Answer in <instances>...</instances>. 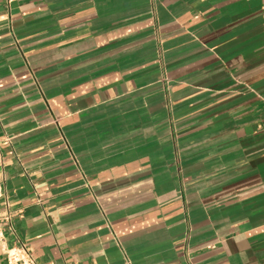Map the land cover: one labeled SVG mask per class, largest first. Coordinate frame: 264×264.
I'll use <instances>...</instances> for the list:
<instances>
[{"label":"crops","instance_id":"crops-1","mask_svg":"<svg viewBox=\"0 0 264 264\" xmlns=\"http://www.w3.org/2000/svg\"><path fill=\"white\" fill-rule=\"evenodd\" d=\"M263 9L0 0L7 245L37 264H264Z\"/></svg>","mask_w":264,"mask_h":264},{"label":"built area","instance_id":"built-area-1","mask_svg":"<svg viewBox=\"0 0 264 264\" xmlns=\"http://www.w3.org/2000/svg\"><path fill=\"white\" fill-rule=\"evenodd\" d=\"M11 1V0H9ZM264 10V9H263ZM10 221V217L6 218ZM0 251L4 253L7 264H37L35 257L26 244L8 246L0 219Z\"/></svg>","mask_w":264,"mask_h":264}]
</instances>
